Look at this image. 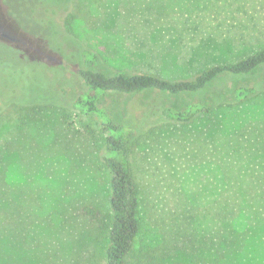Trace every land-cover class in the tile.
Listing matches in <instances>:
<instances>
[{"label":"rangeland","instance_id":"374dc122","mask_svg":"<svg viewBox=\"0 0 264 264\" xmlns=\"http://www.w3.org/2000/svg\"><path fill=\"white\" fill-rule=\"evenodd\" d=\"M44 3L9 0L6 5L0 0V11L10 8L26 31L2 12L0 38L19 44L22 55L16 59L0 50L1 71L8 62L13 70L28 59L61 62L48 47L52 16ZM65 6L56 21L68 24L80 49L96 56V70L107 75L147 73L190 80L207 67L264 49V0H70ZM258 73L222 78L211 88L230 91L250 85L261 79L264 68ZM121 99L110 102L108 110L121 112L127 100ZM189 100L180 96L175 104L183 108ZM164 101L170 103V98ZM242 128L264 129V92L216 105L189 123L141 130L131 168L142 207L155 220L144 221L137 254L155 248L160 237L159 247L169 250L171 239L164 230L178 222L177 216L194 217L191 225L205 229L204 234L211 229L209 222L197 221L215 198L207 184L217 182V189L221 183L218 168L206 159L215 142L223 144ZM101 138L99 124L78 111L11 107L0 115V228L8 229L4 239L0 234V264H105L109 207ZM247 144L245 140L235 150L244 153L242 162L251 172H262V183L236 202L234 231L243 236L240 250L215 264H264V157L246 158ZM227 147L232 159L233 145ZM211 256L204 254L200 264H212ZM165 259L162 264H190L182 256Z\"/></svg>","mask_w":264,"mask_h":264},{"label":"trees","instance_id":"16d2710c","mask_svg":"<svg viewBox=\"0 0 264 264\" xmlns=\"http://www.w3.org/2000/svg\"><path fill=\"white\" fill-rule=\"evenodd\" d=\"M2 1L7 5L9 0ZM68 1L46 0L44 3L52 16L48 47L61 62L47 65L28 59L15 70L12 62H8L7 70H0V115L11 107H53L64 113L78 111L99 124L102 131L101 160L108 176L105 264H162L164 258L173 260L178 256L184 257L190 264H200L204 254H211L212 264H215L226 254L240 250L243 236L234 231L236 202L247 189L262 183L263 177L262 172L249 170L246 161L242 162L244 153L236 151L235 147L248 140L246 158L264 157V129L249 131L242 128L223 144L213 140L214 153L206 160L218 168V181L221 183L217 189V182L207 184L206 188L214 192L215 198L212 207L203 210L197 218L198 222H209L212 227L206 229L204 234L205 229L195 228L193 223L191 225L194 217L177 216L178 222L173 221L169 229L164 230L168 231L167 234L161 233L171 239V247L166 251L159 247L160 237L155 248L136 253L135 246L144 229V221L155 218L148 215L146 207H142L141 190L131 168V159L134 147L144 132L141 130L158 128L167 122L189 123L198 116L209 114L216 105L229 100L241 101L264 92V75L250 85L235 87L230 91L221 87L211 88L222 78L259 74L258 70L264 68V49L233 63L207 67L190 80H170L147 73L107 75L96 70V56L80 49L70 34L68 24L56 21L63 17ZM10 11L7 8L8 13L0 11V15L3 12L8 21L26 33L15 19V13ZM21 48L19 44L0 38V50L12 53L16 59L22 55ZM180 96L191 98L183 108L175 104V99ZM122 97L127 99L123 110L113 114L107 105L114 101L118 104ZM166 97L170 98V103L164 101ZM228 145L234 148L232 159L227 158L231 154L224 148H228ZM249 172L252 174L248 175ZM3 215L4 212H1L0 219ZM0 230L4 239L8 229ZM6 243L9 244V240ZM181 244L183 246L178 248Z\"/></svg>","mask_w":264,"mask_h":264}]
</instances>
